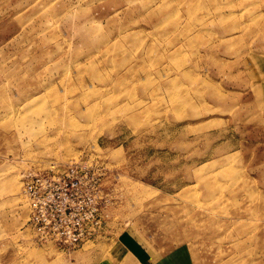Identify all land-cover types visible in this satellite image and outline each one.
Listing matches in <instances>:
<instances>
[{"label": "rangeland", "instance_id": "rangeland-1", "mask_svg": "<svg viewBox=\"0 0 264 264\" xmlns=\"http://www.w3.org/2000/svg\"><path fill=\"white\" fill-rule=\"evenodd\" d=\"M86 163L100 235L34 243L29 172ZM264 264V0H0V264Z\"/></svg>", "mask_w": 264, "mask_h": 264}, {"label": "built area", "instance_id": "built-area-1", "mask_svg": "<svg viewBox=\"0 0 264 264\" xmlns=\"http://www.w3.org/2000/svg\"><path fill=\"white\" fill-rule=\"evenodd\" d=\"M84 163L21 177L20 193L34 243L72 251L96 239L106 217L107 201L99 180H87Z\"/></svg>", "mask_w": 264, "mask_h": 264}, {"label": "crops", "instance_id": "crops-1", "mask_svg": "<svg viewBox=\"0 0 264 264\" xmlns=\"http://www.w3.org/2000/svg\"><path fill=\"white\" fill-rule=\"evenodd\" d=\"M175 260L173 259V258H171V261H170V263L169 264H171V263H173Z\"/></svg>", "mask_w": 264, "mask_h": 264}]
</instances>
